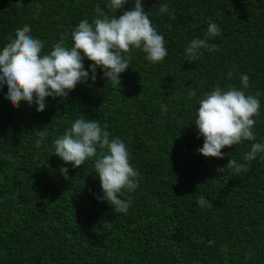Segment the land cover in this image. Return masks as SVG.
<instances>
[{
    "label": "trees",
    "instance_id": "16d2710c",
    "mask_svg": "<svg viewBox=\"0 0 264 264\" xmlns=\"http://www.w3.org/2000/svg\"><path fill=\"white\" fill-rule=\"evenodd\" d=\"M107 3L0 0V50L25 25L44 42L42 54L62 37L71 47L79 22L91 23L94 9ZM142 6L164 37L162 62L151 64L133 50L119 86L98 68L95 82L77 84L66 98L46 97L42 112L24 101L14 108L7 85L0 86V264H264V153L247 173L216 171L229 159L243 163L253 143H264V0H142ZM209 23L220 29L208 41L217 50L203 49L189 63L185 49L204 38ZM83 63L87 70L91 62ZM243 74L246 94H260L256 139L222 149L224 159L205 158L194 126L199 100L216 87L241 88ZM77 119L95 120L125 143L139 173L138 186L119 194L131 200L126 214L98 200L95 158L73 169L54 155V141ZM39 131L47 136L37 148ZM201 196L214 206L200 207Z\"/></svg>",
    "mask_w": 264,
    "mask_h": 264
},
{
    "label": "clouds",
    "instance_id": "9594fccd",
    "mask_svg": "<svg viewBox=\"0 0 264 264\" xmlns=\"http://www.w3.org/2000/svg\"><path fill=\"white\" fill-rule=\"evenodd\" d=\"M128 0H108L105 8L99 5L94 9L96 16L89 23L82 20L71 32V47L65 45V39L52 46L50 53L42 54L44 42L30 35L28 25L15 31V38L0 50V86L7 85L6 99L14 108L21 101L29 106L36 105V111L45 110V98H66L77 84L96 80L99 68L103 78L113 85H120V74L129 68L130 53L142 51L145 60L151 64L160 63L167 56L164 37L152 26L149 14L142 6V0H135L130 10L123 11ZM160 12H167L168 5H162ZM220 35L216 23H209L203 39L194 38L185 49L186 61L192 63L203 55L202 50H217L215 44H209V38ZM91 62L85 70L83 60ZM91 73V75H90ZM229 78L231 73L228 74ZM242 87L229 86L226 90L216 87L199 100L194 126L198 131L197 139L203 138V145L197 151L205 158L224 159L222 149L256 139L253 128L254 117L260 114V95H247L249 76L240 77ZM196 95L195 90L189 97ZM166 111V106L161 105ZM40 139L36 147L40 148L46 131H39ZM54 155L65 165L73 169L80 168L90 158L94 159L95 174L98 176L102 195L98 197L106 202L115 213L126 214L131 200L119 198L123 189L134 190L138 185L137 170L130 164L125 143L119 138H110L95 120L77 119L53 144ZM264 153V143H253L243 156V163L229 159L227 164L218 168L217 173L228 169L236 173H247L249 163L257 154ZM60 174L68 179V168L61 167ZM84 185V180L81 179ZM200 207H213L211 200L201 196Z\"/></svg>",
    "mask_w": 264,
    "mask_h": 264
}]
</instances>
